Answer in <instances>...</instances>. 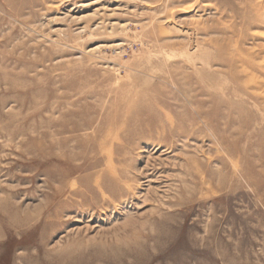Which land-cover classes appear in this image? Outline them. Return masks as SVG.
I'll use <instances>...</instances> for the list:
<instances>
[{"label": "rangeland", "instance_id": "374dc122", "mask_svg": "<svg viewBox=\"0 0 264 264\" xmlns=\"http://www.w3.org/2000/svg\"><path fill=\"white\" fill-rule=\"evenodd\" d=\"M0 264H264V0H0Z\"/></svg>", "mask_w": 264, "mask_h": 264}, {"label": "bare ground", "instance_id": "6f19581e", "mask_svg": "<svg viewBox=\"0 0 264 264\" xmlns=\"http://www.w3.org/2000/svg\"><path fill=\"white\" fill-rule=\"evenodd\" d=\"M242 54V53H241ZM243 56V55H242ZM246 60V59H245ZM258 82V81H257ZM35 163V162H34ZM116 170V169H115ZM114 171V170H113ZM116 173V172H115ZM95 183V182H94ZM98 183V182H97ZM100 187V186H99ZM8 216H7V219L8 220H10L11 218H13L12 216H13V214H11V213H8L7 214Z\"/></svg>", "mask_w": 264, "mask_h": 264}]
</instances>
